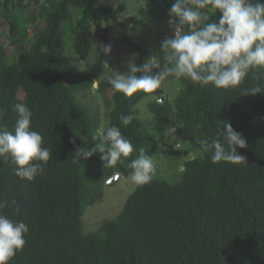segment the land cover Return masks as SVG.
Instances as JSON below:
<instances>
[{
	"label": "trees",
	"instance_id": "1",
	"mask_svg": "<svg viewBox=\"0 0 264 264\" xmlns=\"http://www.w3.org/2000/svg\"><path fill=\"white\" fill-rule=\"evenodd\" d=\"M99 1L48 0L41 9L44 26L28 36L25 26L37 23L41 1L0 0V35L18 45L17 55L9 54L0 38V123L14 131L15 105L26 103L33 112L32 129L41 133L51 153L44 174L33 181L20 179L11 158L0 157V201L15 200L21 214L15 206L2 211L29 228L25 247L10 264H264V93L243 95L256 84L264 87V69L250 73L236 90L182 80L174 103L162 87L158 92L165 101L148 104L157 138L139 117L137 107L146 94L127 97L101 83L102 89L111 90L104 129L119 127L137 150L152 155L159 143L171 148L167 132L173 127L200 150L196 139L215 137L224 121L244 135L248 147L237 149L246 158L238 164H213L211 154L200 150L204 158L185 162L179 184L155 177L137 187L116 218L104 221L94 233L85 232L88 208L103 200V187L111 177L130 176L127 164L138 155L134 151L124 164L111 168L104 167L98 152L79 164L72 162L77 147L91 149L100 142L93 134L101 129L100 117L78 97L90 86L88 79L74 77L73 53L87 60L94 30L118 21L123 13V7L99 6ZM219 16L214 13L212 20ZM110 39L106 32L100 42L109 45ZM126 45L130 56L138 55L137 65L149 61L145 48ZM42 47L47 51L41 52ZM106 56L100 52L91 67L96 81L109 71L103 67ZM129 114L134 119L123 126L121 116Z\"/></svg>",
	"mask_w": 264,
	"mask_h": 264
},
{
	"label": "clouds",
	"instance_id": "2",
	"mask_svg": "<svg viewBox=\"0 0 264 264\" xmlns=\"http://www.w3.org/2000/svg\"><path fill=\"white\" fill-rule=\"evenodd\" d=\"M217 12L219 19L212 20V15ZM169 16L174 33L162 42L159 56L143 65H137L134 60L127 61L129 71L126 73L113 70L104 61V69L112 72L108 83L116 92L127 97L142 92L149 99L162 103L158 90L166 83L187 80L200 87L212 85L216 89L236 90L250 73L255 75L264 69V0H175ZM98 49L104 54H110L112 50L108 44H101ZM45 51L47 49L42 47L41 52ZM154 93L156 95H152ZM258 93H264V87L259 84L243 90V95ZM15 109L14 131L0 123V157L11 158L15 175L20 179L33 181L44 174L43 165L48 163L51 153L44 146L41 133L32 129L33 112L28 105L20 102ZM3 119L4 113L0 112V122ZM133 119L131 114L121 116V123L127 126ZM221 124L222 130L215 137L197 138L196 144L204 153L211 154L213 164L245 161L237 149L248 147L246 138L234 130L231 122ZM76 135L85 143L84 137ZM93 139L100 142L91 149L77 147L73 163L79 164L81 158H91L98 152L104 167L111 168L118 163L124 164V158L138 151L136 158L127 164L132 170L131 183L144 186L155 178L157 166L152 156L144 148L137 150L119 127L98 129ZM71 143L75 145L76 139L73 138ZM9 206H15V213L21 214L15 200L11 204L0 201V264H10L17 252L23 250L29 232L26 223L4 214L2 210Z\"/></svg>",
	"mask_w": 264,
	"mask_h": 264
},
{
	"label": "rangeland",
	"instance_id": "3",
	"mask_svg": "<svg viewBox=\"0 0 264 264\" xmlns=\"http://www.w3.org/2000/svg\"><path fill=\"white\" fill-rule=\"evenodd\" d=\"M41 6L37 13V23H29L25 27L28 29V36H32L38 26H44L42 22L41 9L46 6L48 0H40ZM175 0H101L99 6L112 7L118 9L123 7V13L116 22H109L100 29H95L93 33L94 48L91 56L87 60L77 58L74 53L72 59L76 61V71L74 77H84L89 80V88L78 92L79 99L93 113H96L101 120V128L107 125V98L111 96L110 88L102 89L101 83H108L112 75L111 70L103 74L100 81H96L91 73V67L97 64L100 54L98 46L101 45L100 37L108 33L111 37V53L107 54L106 60L113 70L126 73L127 61L136 62L138 55L128 52L126 43L136 44L145 48L151 60L160 54L162 42L173 37L174 29L169 24V10ZM33 10V9H32ZM36 11V6L34 7ZM2 42L7 45L9 54L17 55L18 45L12 44L5 37L0 35ZM27 42L31 41L27 38ZM20 42V41H18ZM30 43V42H29ZM165 97L170 103H174L181 91V83H166L163 86ZM152 100L147 98L138 105L139 117L145 121L150 136L157 138L156 131L152 125L153 117L149 113L148 104ZM176 129V128H175ZM175 129L167 132V142L171 148L159 143L158 149L151 155L157 166L155 177L176 185L182 181L185 172V162L188 160L204 158V153L195 149L192 144L180 137ZM130 177V176H129ZM129 177H123L117 182L103 187V200L88 208L83 218L85 232L94 233L98 231L102 223L106 220L116 218L124 208L126 201L136 191V185L132 184Z\"/></svg>",
	"mask_w": 264,
	"mask_h": 264
},
{
	"label": "water",
	"instance_id": "4",
	"mask_svg": "<svg viewBox=\"0 0 264 264\" xmlns=\"http://www.w3.org/2000/svg\"><path fill=\"white\" fill-rule=\"evenodd\" d=\"M162 101L164 102V98H162ZM123 178V175L122 174H116L114 175L113 177H111L108 181H107V184L108 185H111L115 182H117L118 180L122 179Z\"/></svg>",
	"mask_w": 264,
	"mask_h": 264
}]
</instances>
